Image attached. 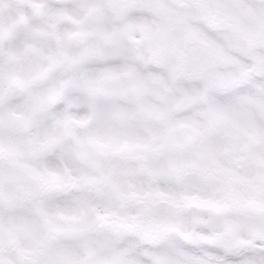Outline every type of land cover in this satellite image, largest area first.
I'll return each instance as SVG.
<instances>
[{
	"label": "snow or ice",
	"instance_id": "obj_1",
	"mask_svg": "<svg viewBox=\"0 0 264 264\" xmlns=\"http://www.w3.org/2000/svg\"><path fill=\"white\" fill-rule=\"evenodd\" d=\"M0 264H264V0H0Z\"/></svg>",
	"mask_w": 264,
	"mask_h": 264
}]
</instances>
